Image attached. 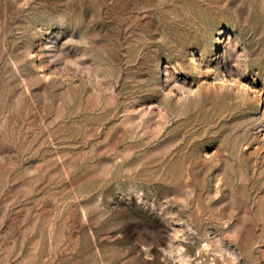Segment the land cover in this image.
<instances>
[{"label": "rangeland", "instance_id": "1", "mask_svg": "<svg viewBox=\"0 0 264 264\" xmlns=\"http://www.w3.org/2000/svg\"><path fill=\"white\" fill-rule=\"evenodd\" d=\"M0 264H264V0H0Z\"/></svg>", "mask_w": 264, "mask_h": 264}]
</instances>
